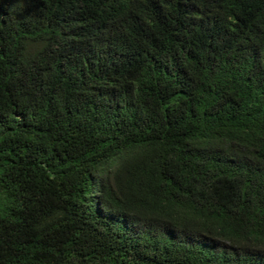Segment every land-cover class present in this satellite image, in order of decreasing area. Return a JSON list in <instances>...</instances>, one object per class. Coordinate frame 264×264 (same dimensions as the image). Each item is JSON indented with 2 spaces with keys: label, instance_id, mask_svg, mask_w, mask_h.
Returning a JSON list of instances; mask_svg holds the SVG:
<instances>
[{
  "label": "trees",
  "instance_id": "16d2710c",
  "mask_svg": "<svg viewBox=\"0 0 264 264\" xmlns=\"http://www.w3.org/2000/svg\"><path fill=\"white\" fill-rule=\"evenodd\" d=\"M0 264H264V0H0Z\"/></svg>",
  "mask_w": 264,
  "mask_h": 264
}]
</instances>
